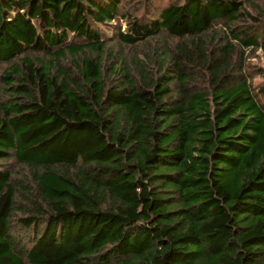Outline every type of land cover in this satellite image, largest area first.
Masks as SVG:
<instances>
[{"label": "trees", "instance_id": "16d2710c", "mask_svg": "<svg viewBox=\"0 0 264 264\" xmlns=\"http://www.w3.org/2000/svg\"><path fill=\"white\" fill-rule=\"evenodd\" d=\"M256 51L264 0H0V264H264Z\"/></svg>", "mask_w": 264, "mask_h": 264}, {"label": "rangeland", "instance_id": "374dc122", "mask_svg": "<svg viewBox=\"0 0 264 264\" xmlns=\"http://www.w3.org/2000/svg\"><path fill=\"white\" fill-rule=\"evenodd\" d=\"M156 2V1H155ZM142 13V9L138 11V14ZM113 24V23H111ZM122 27H123V23H122ZM104 31V30H103ZM106 36L108 38H112V31H104ZM113 44H111L110 46H112ZM142 47H139L138 49H141ZM125 54H129L130 55L132 54V52H130L129 50H126L124 51ZM249 58H248V63L251 64V65H257L259 66L260 68L264 69V58L261 57L260 53L258 51L256 52H253L252 54L249 53ZM260 82H264V80L262 78H258L256 77L254 80H253V84H258Z\"/></svg>", "mask_w": 264, "mask_h": 264}]
</instances>
